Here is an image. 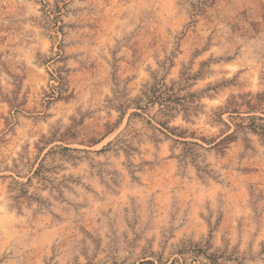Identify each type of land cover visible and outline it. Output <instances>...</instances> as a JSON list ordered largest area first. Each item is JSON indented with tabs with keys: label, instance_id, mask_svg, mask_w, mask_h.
Segmentation results:
<instances>
[{
	"label": "rangeland",
	"instance_id": "obj_1",
	"mask_svg": "<svg viewBox=\"0 0 264 264\" xmlns=\"http://www.w3.org/2000/svg\"><path fill=\"white\" fill-rule=\"evenodd\" d=\"M0 264H264V0H0Z\"/></svg>",
	"mask_w": 264,
	"mask_h": 264
}]
</instances>
